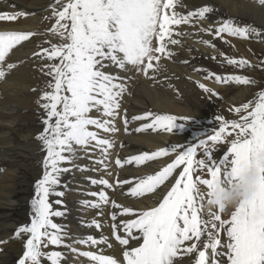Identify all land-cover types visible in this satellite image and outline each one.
<instances>
[{
	"label": "snow or ice",
	"instance_id": "6c2138e0",
	"mask_svg": "<svg viewBox=\"0 0 264 264\" xmlns=\"http://www.w3.org/2000/svg\"><path fill=\"white\" fill-rule=\"evenodd\" d=\"M256 2L264 6V0ZM45 11L48 14L43 21L50 25L46 32L0 30V81H6L17 69L10 54L25 42L36 45L32 57L50 78L37 101L42 109L43 128L36 139L45 153L43 174L35 183L30 223L14 233L24 248L17 264H77L81 257L87 258V264H225L219 259L221 256L226 257L227 264H264V91L258 93L254 102L234 108L238 120L216 116L218 129L201 135L193 146L172 144L127 158L119 152L126 147L123 143L117 151H110L117 148L116 133L121 131L118 118L129 135L149 129L174 134V129L183 127L178 125L179 121L186 123L192 119L147 112L129 120L122 104L128 92L125 81L132 79L127 73L134 69L155 80L165 70L162 59L188 65L190 61L180 60L178 52H191L190 48L185 49V42L200 34L213 37L197 41L212 51V60L219 63L220 56L235 69L252 68L255 65L247 59L226 56L214 40L227 44L226 37H236L264 42V34L232 19L210 21L216 11L211 5L193 10L186 0H54ZM28 15L35 13L0 11V21L14 22ZM42 36L44 39L40 40ZM261 65L264 66V60ZM195 71L203 73V80L216 84H256L243 74L220 75L201 68ZM196 83L209 98H221L214 88ZM149 120L129 129L130 122ZM204 136L207 139L201 138ZM224 142L230 147L221 159H214L215 146ZM197 149L202 150L205 158L196 159ZM171 154H175L171 163L155 174L138 177L134 185L131 179L118 178L117 168L140 166ZM82 159L91 163L81 165ZM181 165L183 168L170 190L157 192ZM253 167L261 179L252 198L227 212L222 206L215 207L212 197L217 185L235 186L241 174ZM205 169L210 178L200 179L197 175L194 182L193 174ZM89 172L102 175L93 178ZM77 174L80 180L100 189L83 192L86 197L98 199L80 200L85 212L94 210L92 218L81 221L82 227L98 236H75L66 224L54 222V217L68 215L66 206L61 210L53 205H64L61 198L73 190L71 184L76 182ZM105 177L111 178V182ZM198 185L207 190L202 191ZM105 189L125 199L136 198L133 203L144 207L118 202ZM150 193H156L149 197L151 206L140 199ZM50 197L56 199L50 202ZM204 210L207 219L202 215ZM224 213L230 219H222ZM99 216L104 220L110 216L107 234L102 230L103 221L96 218ZM222 232L227 237L223 243ZM130 240L139 243L129 247ZM49 245L62 250H42ZM77 245L95 251H81ZM105 249L122 252V260L114 253L105 254ZM181 254L188 259H177Z\"/></svg>",
	"mask_w": 264,
	"mask_h": 264
},
{
	"label": "bare ground",
	"instance_id": "6f19581e",
	"mask_svg": "<svg viewBox=\"0 0 264 264\" xmlns=\"http://www.w3.org/2000/svg\"><path fill=\"white\" fill-rule=\"evenodd\" d=\"M206 1L207 3H211L214 5L217 4L216 6L226 9L229 13V16L231 15V17L236 16L237 18L243 17L247 20L251 19L249 21L256 20L260 24L257 30L264 34V27L262 25V23H264V6H260L256 2V0H203L202 2H199V5H205ZM195 6L197 5L195 4ZM37 10V5L33 3L28 5L23 0H0V11H21L29 14H37ZM193 10L195 9L193 8ZM231 17L221 18L220 16L215 14L214 16L210 17V21L231 19ZM27 19L29 20V25L24 26V20L26 21ZM39 21L40 18L38 19L36 15H28L25 17H21L20 19L14 22L3 21V25H0V30H36ZM192 40L193 41H188L189 45L193 43V47L200 52L201 47L204 48V46L199 44L197 42L198 40L193 38ZM36 50L37 48L31 46V44L28 42H25L24 44L19 45L17 49H14L13 53L10 54V59L12 62L17 63L18 67L17 69L12 70V72L7 76L6 81H0V241H7L6 243L8 244H14L13 242L17 239L15 238L14 233L16 230H18L20 226L30 223L31 201L35 196V183L42 177L43 172V157L41 155L40 142L36 139V136L41 132V129L43 128V125L40 124L41 113L39 112L40 110H37L38 108L36 109L35 106L31 105V101L34 99V96L37 95L40 91V88L36 87V85H38L40 76H38L35 72L36 67L34 65L36 63V60L32 57V53ZM186 56L189 58L188 60L192 62L191 64H188L191 67H185L184 72L180 71L179 73H177L175 71V73H177V77L175 76L176 79H174L175 84L177 85V89L181 90L182 87H186L192 93V91L196 90L195 86H198L196 85V81H200L201 83H205L206 86L212 87L215 91L222 94V84L220 86V84L214 83L213 80H203V73L195 71V68L202 69V65H198L200 62L194 61L193 54H189ZM177 63L178 62H175V64ZM208 71L212 72L209 69ZM137 79H139L140 82L139 86L136 87L135 90V98L132 97L133 99H131L130 97V99L128 98V101H124L125 103L127 102V104L129 103L126 107H128V109L130 108V111L127 113L132 114V116L136 115L137 111L136 106L133 105L134 103H137V105H139L140 111H138L139 113L137 112V114L140 115V113L142 114L143 112L148 111V106L150 105L147 106V103L149 101V104H151L153 108H159L183 116L188 115L198 119V117L204 115L205 112L203 111L205 110L202 111L200 107H198L197 104L194 103L192 99L193 97L189 95L190 92H182L185 94L186 98V102L182 104V102L180 103L178 102V100H176L177 95H175L176 91L174 89L169 88L164 90V87L162 88L163 90H159L153 85L149 84V79L144 77L143 75L138 76ZM127 82L126 84H128ZM178 85L181 86V88ZM33 89H36V91H33ZM235 92L237 93L238 90H235L233 93ZM222 95L224 96V94ZM203 99H206V97ZM159 109L157 111H159ZM145 122L136 121L133 123L137 125L143 124ZM212 122H214V120ZM117 126L121 128V131L116 133V136L118 137L117 148L110 151H117V149H119V145L123 143L124 145H126V147L124 149H119L122 158H127L130 155L143 154L144 152L151 153L154 151H158L162 147H170L172 144L176 145V143H180L181 141H184L186 139L183 137V134H179V132L176 131H174V134H158V132L156 131H151L148 133L141 132L138 134L132 132V134L129 135L128 133L123 131V125L120 120H118ZM197 141H194L193 144L197 143ZM131 142L139 145L138 147L140 148H138V150L136 148H131ZM183 145H185V143ZM173 156H175V154H171V157L165 156L160 157L154 161H147L145 164L140 166H136L133 164L126 165L125 169L117 168V171L119 173L118 178L131 179L134 185L135 180L138 177L155 174L156 172L162 170L163 167H166L168 163L172 162ZM112 159L114 164V157ZM89 162L91 163V161L87 159L80 160L81 165L88 164ZM182 168L183 165H181L180 168H177L174 171L172 177H170L169 180L166 181L165 184L157 190V192H160L162 189L170 190V185H172L174 183V180L178 178L177 174L182 170ZM88 175L93 178H99L102 173L89 172ZM109 179L111 182V178ZM71 186H73V188L71 187L73 190L67 191L66 196L63 197V200L67 202L65 206L72 211L71 218L67 219L69 221V224H67L68 229H70L71 234L75 236H85L87 234H96L98 236V233H93L92 230L85 229L82 227L81 221L92 218V213L94 210L85 212L80 205V200L85 198L92 200L93 198L84 196V191H99L100 189L97 187L93 188V186L89 185L88 181L80 180L79 174H77L76 182L71 184ZM198 186L201 188L202 191L207 190L206 186ZM125 188L127 189L128 186H125ZM105 190L109 192L110 198L114 196V198L117 199L118 202L127 204L134 208L144 207V205L142 204L133 203V200H135L136 198H133L132 200L125 199L119 194H114L113 190L111 189ZM155 196L156 193H150L140 199L148 201V205L151 206L153 202L149 200V197ZM93 199L96 200L98 198ZM202 215H204V218L207 219L206 210L202 212ZM96 218L103 221L104 229L102 230L106 231L110 228V216L108 220H104V217L102 216ZM221 218L230 219V216L227 213H224L221 214ZM220 235L222 243L225 242L227 240L226 234L222 232ZM110 238L114 240V237ZM6 243L0 244V249H2V251H0V264H17L18 258L22 255L23 248H16L13 246L10 247L9 245H6ZM116 243L118 244V242ZM138 243V241L130 240L129 247H131L132 245H137ZM77 247L81 251H95V249H89L85 245H77ZM55 250L62 249L50 245L48 251ZM112 253H114L116 257L122 260V252L118 250L114 251L113 249H105V254ZM181 257V259H188L187 257H184L183 254H181ZM219 259L224 261L225 264H227L226 257L221 256L219 257ZM80 261H84L85 264H87V258H79L77 264H80ZM45 264H50V262L45 261Z\"/></svg>",
	"mask_w": 264,
	"mask_h": 264
},
{
	"label": "rangeland",
	"instance_id": "374dc122",
	"mask_svg": "<svg viewBox=\"0 0 264 264\" xmlns=\"http://www.w3.org/2000/svg\"><path fill=\"white\" fill-rule=\"evenodd\" d=\"M23 1L26 4H28V5H30L32 3L35 4V5H37L38 10L36 11L37 14H35V15L37 16L38 19L40 18V21L37 24L36 30L37 31H41V32H46L47 31V28L50 25H49L48 22L43 21V16L48 14L45 11V8L49 7L54 2V0H23ZM202 1L203 0H201V1H199V0H186V3L188 5H190V6H192V8L195 9L196 7H198L199 2H202ZM195 4L197 6H195ZM206 4L207 5H211L216 10L215 11V14H217L221 18L222 17H225V18L226 17H228V18L231 17V15L229 16V13H228V11L226 9L221 8L219 6H216L217 4L214 5V4H211V3H207V1H206ZM199 6H203V5H199ZM263 9H264V7H263ZM242 18H237L236 16L231 17V19L233 21L239 22L241 25L250 26V27L255 28V29H257L258 26H260V24L256 20L255 21L254 20L253 21H249L251 19H248L247 20L246 18H243V19ZM2 22L3 21L0 22V25L1 26L3 25ZM24 22H25L24 23V26H28L29 25V20L28 19L26 21L24 20ZM262 25L264 27V23H262ZM192 38L193 39H196V40H199L201 38H206V39H210V40L213 39V37H208L206 34H200L199 36L194 35ZM192 38L188 39L185 42V48L186 49L187 48H190L192 52H189L188 53L186 50H181L180 52H178V57H179L180 60L189 59L186 55H189V54L192 55L193 54L194 61L195 62L196 61L197 62H200L198 65L199 66L202 65V69H207V70L209 69L212 72H214L216 74H220V75H232V74H243V75H247L250 79H254L256 81V84L255 85H250V86L241 85V87H240V85L239 86H236V85H223L222 84V88L223 89H222L221 92H222V94H224V96L219 93L220 96H221V98H216V97L209 98L207 96V94H204L203 93V90L200 89L198 86H195V89L196 90L192 91V93H194V94H192L191 91H189L188 88H186V87H182V88H184V89H182L181 86L178 85L181 88V90L177 89V85L175 84V79L177 77L176 74L179 73L180 71H183L184 72V68L185 67H191V66L190 65H185V64L182 63L184 65L183 66L180 62H178L177 64H175V62H173L172 60H164V59H162L161 60V63L164 65L165 70L159 72L158 75H156L155 80L149 79V81L151 83L149 81H148V83L151 84V85H153L155 88H157L159 90H161L164 87H165L164 90L165 89H169V88L174 89L176 91V94L175 95H177L176 96L177 97L176 100H178V102H180V103L182 102V104L186 102L185 94L182 93V92H187V93L190 92L189 95H191L193 97L192 99H193L194 103H196L197 106L200 107V109L202 111L205 110V111H203V112H205L204 115H202L201 117H198V119H196L195 117L186 115V117H192V119L190 121L186 122V123L183 122V121H179L178 122V125H183V127L178 126L176 129H174V131L179 132V134H183V137L186 138V139L184 141H181L180 143H176V145H178V144L179 145H183L185 143L184 146H193L194 145L193 144L194 141L196 142L201 135H203V134H205L207 132L210 133L213 128L218 129L219 122L215 120L216 116H218V115L219 116H222L224 119L229 120V121H231V120H238L239 119V116L234 112V108L235 107H238V106H241L244 103H248L250 101H253L254 102L256 100L257 96H258V93L261 92V91H264V66L261 65V61L264 60V43L260 42L259 40H252V39H250L248 41H244V40H241L240 38H236V37H226V39L229 42L227 44H225L223 40L215 39L214 40V43L217 45V48L220 51L224 52V54L226 56H229L231 58H236V59L244 58V59L249 60L253 65H255V67H252V68L235 69L233 66L227 65V63H226V61H224L223 57L217 56V60L220 61L219 63L217 61L212 60L210 58L212 52L210 51V49H208L204 45H203L204 48L201 47L200 52L197 51L193 47V45H192L193 43H191L189 45V42L188 41H193ZM43 39H44L43 36L40 37V40H43ZM28 43H30V42H28ZM30 44H31V46L36 47L35 44H32V43H30ZM44 46H47V45H44ZM176 47H178V46H176ZM194 52H196V53H194ZM191 63L192 62L190 61L189 64H191ZM179 64H181V65H179ZM34 66L36 67V71H35L36 74L38 76H40L39 77V81H38V85H36V87L40 88V91H39V93L37 95L34 96V99L31 101V105L35 106L36 109L38 108L37 110L38 111L40 110L39 112L42 115V109L39 108V106L37 104V101H38V99H39V97L41 95V90L45 88V82L48 79H50V78L47 77V76H45L44 73L40 70V68H41L40 63L36 62ZM174 67H175V70H174ZM176 68H177V70H176ZM175 71L177 73H175ZM120 74L121 75H125L122 72ZM126 75L127 76H131V75L134 76V77L131 76L132 77L131 80H126L125 81V82L128 81L127 82L128 84H126L127 87H128V92L124 95V97H123L124 100L122 102V104L124 106L123 108L126 109L127 112H129L130 111V108L128 109V107H126V106H128L129 103L127 104V102L125 103L124 101H128V98L130 99V97H131V99L135 98V94H136V91L135 90H136V87L139 86V82H140V80L137 79V77L138 76H141L142 74L137 73L133 69V71L127 73ZM150 75H151V73H150ZM181 75H182V73H181ZM169 80H171V81H169ZM170 82H171V84H170ZM135 84H136V86H135ZM170 85H171V87H170ZM174 85H176V86H174ZM196 85H198V84H196ZM220 86H221V84H220ZM235 90L236 91L238 90V92H237L238 94L236 92L233 93ZM201 95H204L207 100L206 99H203L205 97L204 96H201ZM230 95H232V96H230ZM200 98H202V99H200ZM149 103H150V101L147 103V106L150 105V106H148V111L147 112H152L153 111L154 113H157V114H174V115H177V116H183V115H180V114H177V113H174V112L162 110V109H159V108L156 109L155 107L153 108V106L151 104H149ZM132 104H131V106H132ZM133 105L136 106V110H137L136 111V115H138L137 112L140 111L139 105H137V103L136 104L134 103ZM158 109H159V111H157ZM147 112H143L142 114L147 113ZM127 115H128L129 120H131L132 114L127 113ZM206 118H208V119H206ZM118 120H120V119L118 118ZM213 120H214V122H212ZM120 121L122 122V120H120ZM40 122H41V119H40ZM148 122H150V120L149 121H146L145 123H148ZM40 124H42V123H40ZM130 124H132V125H130ZM130 124H129V129L130 130L133 129V128H135V127H138V125L139 126L141 125V124L135 125L133 122H130ZM122 125H123V123H122ZM230 130L231 129H229V131ZM41 131H42V129H41ZM151 131H153V130L152 129H149L146 132H142V133H148V132H151ZM180 131H182V132H180ZM156 132H158V134L165 133V132H162V130L156 131ZM167 134H169V133H167ZM234 135H235V133H233V136ZM191 136H193V137H191ZM201 138L207 139L206 136L201 137ZM232 138L233 137H228V140H231ZM208 143H209V146H211L212 142L209 141ZM138 146L139 145L134 144V143L131 142V148H136L138 150V148H140ZM229 147H230V144H228L227 142H224L222 144L216 145L215 146V149L213 150V153H212L213 158L214 159H217V160L221 159L222 156L227 152V150H228ZM40 148H41V155H42V157H44L45 153L42 151L41 144H40ZM169 157H171V155H169ZM174 158H175V156H173V159ZM202 158H205L203 156L202 150L201 149H197L196 159L198 160V159H202ZM79 163H80V161H79ZM42 174H43V172H42ZM197 175H199V178L200 179H208V178H210V175L207 173V170L206 169L205 170H202L200 172H196V173L193 174L194 182L196 181ZM65 179H68V177H65ZM202 186H204V185H202ZM71 187L73 188V186H71ZM93 188H95V186H93ZM55 198L56 197H50L49 198L50 199V202L53 201V200H55ZM61 199H63V198H61ZM92 200H94V199L92 198ZM64 202H65L64 205L58 206V205H55L54 204L53 207L55 209H61L62 210L65 207V205L67 204L66 201H64ZM214 211H215V209H214ZM71 216H72V211L69 209V212H68V215H67L66 218L63 219V218H55L54 217L53 219L55 220L54 222L58 221V223H64V224L67 225V224H69V221L67 219H70ZM13 243L14 244H12V243H9V244L6 243V245H9L10 247L13 246V247H16V248H23V243H22L21 240L16 239V241H14ZM49 248H50V245H49L48 249H43V248L42 249L44 251H48ZM23 250H24V248H23ZM180 257H181V255L178 256L179 259L182 258V257L181 258Z\"/></svg>",
	"mask_w": 264,
	"mask_h": 264
},
{
	"label": "clouds",
	"instance_id": "9594fccd",
	"mask_svg": "<svg viewBox=\"0 0 264 264\" xmlns=\"http://www.w3.org/2000/svg\"><path fill=\"white\" fill-rule=\"evenodd\" d=\"M260 173L255 167L245 170L235 186L218 184L212 199L215 207H223L227 212L252 198L260 183Z\"/></svg>",
	"mask_w": 264,
	"mask_h": 264
}]
</instances>
